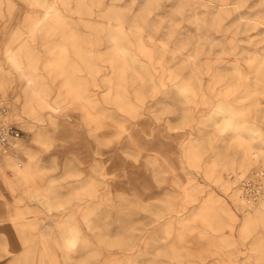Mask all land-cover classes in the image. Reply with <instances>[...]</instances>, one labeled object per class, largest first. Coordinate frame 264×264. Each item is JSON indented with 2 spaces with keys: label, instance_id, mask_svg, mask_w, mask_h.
Returning a JSON list of instances; mask_svg holds the SVG:
<instances>
[{
  "label": "rangeland",
  "instance_id": "374dc122",
  "mask_svg": "<svg viewBox=\"0 0 264 264\" xmlns=\"http://www.w3.org/2000/svg\"><path fill=\"white\" fill-rule=\"evenodd\" d=\"M0 107V264H264V0H0Z\"/></svg>",
  "mask_w": 264,
  "mask_h": 264
},
{
  "label": "built area",
  "instance_id": "2783aa9c",
  "mask_svg": "<svg viewBox=\"0 0 264 264\" xmlns=\"http://www.w3.org/2000/svg\"><path fill=\"white\" fill-rule=\"evenodd\" d=\"M21 130L7 120V110L0 107V154L10 152Z\"/></svg>",
  "mask_w": 264,
  "mask_h": 264
},
{
  "label": "bare ground",
  "instance_id": "6f19581e",
  "mask_svg": "<svg viewBox=\"0 0 264 264\" xmlns=\"http://www.w3.org/2000/svg\"><path fill=\"white\" fill-rule=\"evenodd\" d=\"M23 1H24V0H23ZM51 1L56 2V3L59 2V0H51ZM31 3H32V2H31ZM53 5H55V3H54ZM33 8H34V7H33ZM67 17H68V16H64L63 19H64V20H68ZM60 19H61V18H60ZM60 19H59V20H60ZM77 21H81V22H83L84 20H83V18H78Z\"/></svg>",
  "mask_w": 264,
  "mask_h": 264
}]
</instances>
